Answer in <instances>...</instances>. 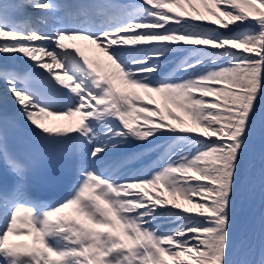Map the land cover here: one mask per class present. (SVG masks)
<instances>
[{
  "label": "snow or ice",
  "instance_id": "snow-or-ice-1",
  "mask_svg": "<svg viewBox=\"0 0 264 264\" xmlns=\"http://www.w3.org/2000/svg\"><path fill=\"white\" fill-rule=\"evenodd\" d=\"M0 56L23 63L0 65L18 116L75 177L62 200L34 198L37 158L0 118V264H264V242L236 258L232 233L264 0H0Z\"/></svg>",
  "mask_w": 264,
  "mask_h": 264
},
{
  "label": "bare ground",
  "instance_id": "bare-ground-1",
  "mask_svg": "<svg viewBox=\"0 0 264 264\" xmlns=\"http://www.w3.org/2000/svg\"><path fill=\"white\" fill-rule=\"evenodd\" d=\"M75 43L77 44V46L81 47V49H85L87 54L92 55V56H97L98 58L106 60V57H104V54L101 53L99 51V49L96 48L95 45L85 46L81 42H75ZM3 87H5V85H4V83L2 81H0V105L2 107L1 110H0V115H4V114H7V113L14 114V116L20 122L24 123L26 126H28L30 128V126L26 122H24L21 117L18 116L17 111H16V105L13 102V98L11 97V95H9L7 93L6 90L2 89ZM4 97H8V98L4 99ZM57 123L71 124V121L70 120L69 121L68 120H61V121H57ZM258 124H259V122H255L254 129H253L252 134H251V136L249 138V141H248V147L245 150V156H249L250 153H252L251 157H253L254 156L253 153L255 152V149L259 146L258 144H260V138L264 137V135H262L263 133H259L257 131V129L259 128ZM253 145H255V147H252ZM251 148H253V150H251ZM246 184L247 185H245V184L244 185L246 186V189H247V188H249L250 182H247ZM244 185H242V186H244ZM243 189H245V188H243ZM246 191H248V190H246ZM243 192H244V190H243ZM247 196H248V194H246V198H247ZM253 204L254 203L252 202V205ZM249 207L252 208L251 205H248L247 202H246L245 204H243V206H239L236 209V211L233 210V212H232V216H233L232 233H233L235 244L240 248L239 256L236 257V258H247L248 252L251 251V250H249V249H251L250 247L259 248L258 240H259L261 235L264 238V224H262V223L260 224L262 219L259 220L260 218L258 219L252 213L253 211L252 212L250 211ZM256 210L257 209H255L254 212ZM250 225H252L251 229L254 231V236L252 238H250V239L249 238L245 239V238H243L244 237L243 236V234H244L243 232H244V230L247 231L246 227H249ZM261 225H262V229L260 227ZM252 235H253V233H252ZM250 237H251V235H250ZM262 242H264V239L262 240Z\"/></svg>",
  "mask_w": 264,
  "mask_h": 264
},
{
  "label": "rangeland",
  "instance_id": "rangeland-1",
  "mask_svg": "<svg viewBox=\"0 0 264 264\" xmlns=\"http://www.w3.org/2000/svg\"><path fill=\"white\" fill-rule=\"evenodd\" d=\"M255 122H259V124H258L259 128L257 129V131L259 133H263L262 135H264V104H262V107L258 109V114H257ZM258 145L259 146L255 149V152L253 153V155H254L253 157H251L252 153H250L249 156L244 155V165H243V171H242V178H241L240 184L238 185L236 195L234 197L233 210L236 211V209L239 206H243V204H245L247 202V204L251 205V207H252V208L249 207L250 211L251 212L253 211L252 213L258 219L260 218L259 220L262 219L260 224L261 223L264 224V189H263L264 188V137L260 138V144H258ZM252 147H255V145H253ZM251 150H253V148H251ZM247 182H250V185H249V188L246 189L245 185H247L246 184ZM242 185H244V186H242ZM243 188H245L248 191H246ZM243 190H244V192H243ZM246 194H248L247 198H246ZM252 202L254 203L253 205H252ZM255 209L258 210V211L257 210L255 211L256 213L254 212ZM251 226L252 225H250L249 227H246L247 231L244 230V232H243L244 237L243 238H245V239L249 238L250 239L254 236V231L251 229ZM260 227L262 229V225ZM252 233H253V235H252ZM250 235H251V237H250ZM263 239L264 238L261 235L259 238L260 241L258 240L259 248L250 247L251 249H249V250H251V251L248 250L249 251L248 255L250 257L247 255V258H252V257L258 258L259 257L261 244H262Z\"/></svg>",
  "mask_w": 264,
  "mask_h": 264
}]
</instances>
